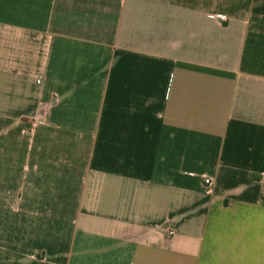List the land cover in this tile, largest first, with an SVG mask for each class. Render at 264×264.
<instances>
[{
	"label": "crops",
	"instance_id": "0c3cea01",
	"mask_svg": "<svg viewBox=\"0 0 264 264\" xmlns=\"http://www.w3.org/2000/svg\"><path fill=\"white\" fill-rule=\"evenodd\" d=\"M0 264H264V0H0Z\"/></svg>",
	"mask_w": 264,
	"mask_h": 264
},
{
	"label": "built area",
	"instance_id": "2783aa9c",
	"mask_svg": "<svg viewBox=\"0 0 264 264\" xmlns=\"http://www.w3.org/2000/svg\"><path fill=\"white\" fill-rule=\"evenodd\" d=\"M213 17H217L218 19H221V20H222V19H225V16H223V15H217V16H214V15H213ZM37 82H38V83H41V79H40V78L37 79ZM205 180H206L208 183L211 182V179H210V178H206Z\"/></svg>",
	"mask_w": 264,
	"mask_h": 264
}]
</instances>
